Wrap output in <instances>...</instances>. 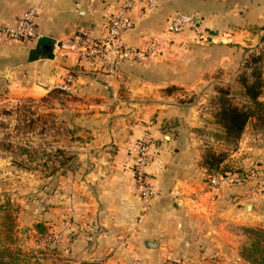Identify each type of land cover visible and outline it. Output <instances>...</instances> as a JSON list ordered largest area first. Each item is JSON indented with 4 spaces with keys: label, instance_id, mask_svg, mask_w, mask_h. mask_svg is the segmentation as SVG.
I'll return each mask as SVG.
<instances>
[{
    "label": "crops",
    "instance_id": "crops-1",
    "mask_svg": "<svg viewBox=\"0 0 264 264\" xmlns=\"http://www.w3.org/2000/svg\"><path fill=\"white\" fill-rule=\"evenodd\" d=\"M198 1L204 6L203 12H207L205 17H197L203 31L210 22L225 19L228 24L238 11H244L242 24L250 23L252 15L251 23L264 24V7H258L260 0H157L156 10L147 15H141L137 4L132 10L134 26L123 34V40L139 49L153 42L157 53L144 61L120 60L110 67L82 61L71 37L80 28L101 37L106 17L117 0H43L38 4V38L0 42V73L11 77V89H20L21 94L45 95L67 73L74 76L72 93L87 107L81 116L88 119L76 134L80 165L60 180L53 196L55 207L49 208L50 218L65 220L73 229L74 225L80 228L75 242L86 241L91 252L94 250L93 256L106 264H128L132 254L140 257L164 252L162 243L141 239L140 228L153 216V226L158 225L156 214H161L169 201L174 207L168 221L172 230L191 227L198 232L209 224L222 230L218 220L222 218V205L236 223L264 227V148L259 143L244 144L241 138L230 161L242 169L261 166L262 172L249 182L210 192L201 162L205 147L200 135L201 110L180 100L184 95L178 93V87L187 89L202 80L192 69L185 71L184 64L193 51L210 47L186 43L196 38L189 31L169 35L165 31L166 20L173 12ZM33 4L35 0H0V24H13ZM257 16H263V20ZM242 32L225 31L220 37L229 43H243L238 39ZM40 38L53 41L48 57L35 53ZM195 41L203 43L197 38ZM223 43L220 48L230 55L214 57L210 64L217 66L233 56L231 46ZM171 51L182 53L185 58ZM208 59L207 56L202 62L208 63ZM161 69H166L168 75H145ZM145 128L158 140L154 161L147 168L154 176L158 193L139 221L135 216L139 217L140 202L130 165L135 143ZM192 192L199 195L195 204L189 200ZM146 241L155 245L148 247Z\"/></svg>",
    "mask_w": 264,
    "mask_h": 264
},
{
    "label": "rangeland",
    "instance_id": "rangeland-1",
    "mask_svg": "<svg viewBox=\"0 0 264 264\" xmlns=\"http://www.w3.org/2000/svg\"><path fill=\"white\" fill-rule=\"evenodd\" d=\"M186 7L178 11L196 17H205L207 13L203 12L204 6L199 1ZM258 7H264V0L259 1ZM263 16L256 18L262 21ZM232 17L234 20L228 24L224 22L225 19L223 22H210L204 29L209 37L202 40L203 43L195 41L197 37H194V41H186L206 45L210 49L193 51L190 60L184 64L185 71L192 69L202 80L187 89L178 87V93L184 95L180 100L201 110L203 152L208 149L221 151L224 154L222 166L229 169L237 167L230 159L241 138L244 144L252 146L259 143V147L264 148V124L254 128L253 120H250L237 143L228 144L220 136L221 128L214 115L218 108L216 97L222 92L235 105L248 102L239 76L244 70H250L245 65L251 54L264 55V45L259 43L264 24L251 23L253 15L248 19L250 23L242 24L240 20L245 18L244 11L235 12ZM242 30L243 35L238 39L243 43H229L225 41L227 38L220 37L225 31L235 33ZM223 42L234 50L233 56L222 60L217 66L210 64L214 57L230 55L225 48H220ZM170 53L185 58L177 51ZM207 56L210 58L209 64L202 62ZM165 74L168 75L166 69H161L148 71L145 75L163 78ZM10 79L8 75L0 73V206L5 204L12 211V220L8 221L0 213V264H106L93 256L94 250L91 252L86 241L80 239L75 242L80 228L74 225L73 229L65 220L50 218L49 208L55 207L56 199L53 196L61 184L60 180L80 165L76 153L78 142H75L79 138L76 134L88 119L81 116L82 110L87 107L72 92H56L53 91L57 89L55 87L39 97L21 94L18 92L20 89H11ZM259 99L264 102V86ZM173 199L171 195L170 200ZM173 208L170 201L164 204L163 212L156 214L157 221H160L158 225L153 226L156 219L153 216L152 221L142 223L140 228V238L162 243L164 252L147 253V256L140 257L132 254L128 264H253L244 255L245 248L253 238L247 229L264 227L236 223L232 215H226V206L222 205V218L218 217L222 230L213 229L211 227L214 226L209 224L210 227L198 232L191 227H181L176 231L168 225ZM135 219H138V214ZM10 221L12 225L8 226L7 222ZM46 236H52L50 243L42 240ZM172 240L174 243L170 242Z\"/></svg>",
    "mask_w": 264,
    "mask_h": 264
},
{
    "label": "built area",
    "instance_id": "built-area-1",
    "mask_svg": "<svg viewBox=\"0 0 264 264\" xmlns=\"http://www.w3.org/2000/svg\"><path fill=\"white\" fill-rule=\"evenodd\" d=\"M43 0H35V4L28 7L11 24H0V41L2 40H33L38 38V4ZM139 4L141 15L154 12L157 8V0H117L112 11L107 15L104 32L101 37L92 36L85 28L74 32L71 41L77 46L79 58L89 64L98 62L105 63L112 67L120 60L144 61L156 55V44L151 42L144 49L135 48L125 44L123 34L130 30L135 23L132 15L133 8ZM194 15L185 12H174L166 20L165 31L171 34H183L191 32L200 40H206L209 35L199 29ZM71 72L67 73L64 79L55 85V88L73 92L74 78ZM157 140L150 129L145 128L135 143L133 158L130 165L134 179L135 190L140 202L139 221L146 215L150 205L158 193L151 173L147 168L154 161L157 153ZM261 166L251 168H233L224 172H215L206 175V183L210 192H215L224 186L238 185L249 182L262 172ZM199 195L192 192L189 200L197 203ZM52 236H46L42 240L49 242ZM50 243V242H49Z\"/></svg>",
    "mask_w": 264,
    "mask_h": 264
},
{
    "label": "trees",
    "instance_id": "trees-1",
    "mask_svg": "<svg viewBox=\"0 0 264 264\" xmlns=\"http://www.w3.org/2000/svg\"><path fill=\"white\" fill-rule=\"evenodd\" d=\"M175 12L180 11L177 10ZM261 29L263 33L259 37V43L264 45V26L261 27ZM38 45H40V49L42 50L49 48V50L44 53L45 56L38 54L39 56L48 57L52 53L53 41L51 39L40 38L38 39ZM245 66L246 68L250 67V70H244L241 73L239 82L248 102L241 106L235 105L230 101L228 96L225 95V92L220 93V95L216 97L218 108L214 115L216 122L221 128L220 136L221 138L223 137L222 139L228 144L237 143L250 120H253L254 128L264 124V102L259 99L264 86V55L260 53L251 54ZM53 91L63 92L59 89ZM61 153L64 154L65 152L62 150ZM223 160L224 154H222L221 151L216 152L214 149H208L203 154L201 162L206 170V174H211L230 170L222 166ZM0 213L3 214L7 221L12 220V211L7 205L3 204L0 206ZM7 224L11 226L12 222H7ZM247 230L253 235V238L247 248H245L244 255L253 264H264V229L249 228Z\"/></svg>",
    "mask_w": 264,
    "mask_h": 264
},
{
    "label": "water",
    "instance_id": "water-1",
    "mask_svg": "<svg viewBox=\"0 0 264 264\" xmlns=\"http://www.w3.org/2000/svg\"><path fill=\"white\" fill-rule=\"evenodd\" d=\"M195 20H196V22H198V18L197 17H195ZM49 50V48H45V50H42V49H40V45H38L37 46V48H36V50H35V53L38 55V54H42V56H45L44 55V53L46 52V51H48ZM174 206L175 207H178V205L177 204H174ZM155 245V243H153V242H151V241H146V246H148V247H153Z\"/></svg>",
    "mask_w": 264,
    "mask_h": 264
}]
</instances>
